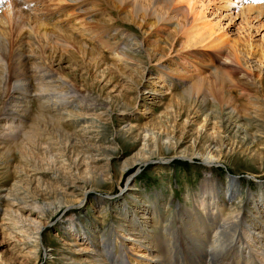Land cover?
Listing matches in <instances>:
<instances>
[{
	"label": "rangeland",
	"instance_id": "1",
	"mask_svg": "<svg viewBox=\"0 0 264 264\" xmlns=\"http://www.w3.org/2000/svg\"><path fill=\"white\" fill-rule=\"evenodd\" d=\"M203 2L207 10L199 12L198 20L212 33L222 35L226 43L222 51L177 52L176 47L169 53L164 41L171 27L147 32L143 25L129 21V9H110L102 0L30 3L22 7L27 14H21V6L16 7L14 0H0V32L7 33L9 46L30 35L37 43L34 52L41 56L38 63L47 64V50L55 47L56 57L49 64L54 76L64 77L81 99L94 105L90 109L75 106L70 109L74 117L63 112L67 121L60 127L74 134L80 146L69 144L64 133L51 132L52 127H41L39 137L30 140L23 154L15 147L17 141L0 146V264H100L94 261L95 254L107 242L111 247V239L122 244L128 264H161L155 258L157 250L150 253L138 244V220L141 225L147 223L150 231L159 228L153 215L159 203L163 219L175 220L177 229L187 224L198 228L185 210L195 209L202 216L208 213L195 195L211 180L218 181L222 192L230 179L239 181L232 202L221 214L215 212L221 221L246 214L248 223H264L251 197L264 194V57L259 60L261 70L257 57L264 55V19L259 24L254 20L258 29L249 38L239 11L220 0ZM107 15L114 18L116 28L143 40L155 58L169 55L159 65L121 55L122 33L109 28ZM40 25L48 28V36ZM82 31L92 37L88 39ZM81 41L87 44L85 53L79 49ZM231 47L241 51L240 59L231 53ZM169 67L182 72L175 75ZM255 75L262 76V89L255 87ZM190 77L215 84L216 104L229 103L230 111L234 109L250 122L255 144L248 147L233 139L221 119L204 122L196 109L180 110L183 103L173 99L179 92L175 83ZM32 105L35 112L37 105ZM180 137L184 144L177 150L165 149L160 155L146 157L145 163H134L144 153L148 156L155 142L170 144V139L174 143ZM3 139L0 136V142ZM215 145L222 149L221 161L209 165L201 154ZM184 149H189V157L194 155L193 160L181 154ZM85 156L94 157L93 162L83 161ZM7 195L12 202L19 196L28 205L18 200L12 207ZM221 196L230 201V195ZM60 199L67 203L49 220L37 210L34 214L29 210L33 203L57 206ZM257 231L252 228L253 234ZM208 235L212 238L214 232L208 230ZM164 258L162 264L167 263Z\"/></svg>",
	"mask_w": 264,
	"mask_h": 264
},
{
	"label": "bare ground",
	"instance_id": "2",
	"mask_svg": "<svg viewBox=\"0 0 264 264\" xmlns=\"http://www.w3.org/2000/svg\"><path fill=\"white\" fill-rule=\"evenodd\" d=\"M14 1L17 3L16 7L21 6V14H27L22 7L30 3L38 5L47 2H57L58 5H67L76 4L82 0ZM102 1L105 3L104 5L110 9H114L116 6L129 9V21L133 24L143 25L147 32H153L154 30L163 32L165 28L171 27L172 31L164 41L166 47L169 48H166L169 53L174 52L176 47H179L177 52H185L186 50L199 48L222 51L226 46V43L222 40L223 37L221 34L212 33L211 29H207L204 24L201 23L202 21L198 20L201 13H206L207 10L205 9L203 0ZM220 1L225 3L227 8H235L239 11L238 15H240L242 21L245 22L248 28V37L250 38L251 32L258 29V25L254 23V20H258L256 23L258 22L259 24L260 21L264 19V0ZM79 8L82 9L83 7ZM113 20L114 18L107 15L105 22L109 23L110 29L122 33L123 44H120L121 55H132L133 58L139 59V62H145L146 59L148 64L155 63L156 65L161 64L169 55L168 53L166 56H161L159 59L155 58L153 56L154 54L152 55L149 53V48L146 47L147 45L145 44V46H143V40H135L129 33L119 30L115 27V24L112 23ZM40 26L43 27L44 34L48 36V28L43 25ZM217 26L222 25L218 23ZM261 26L264 27V25ZM220 28L222 29L223 26ZM82 33L85 32L82 31ZM89 33H85L88 39L92 37ZM46 36L45 38H48ZM70 36L73 37L72 35ZM181 40L185 41L181 42ZM81 42L82 47L79 45V49L85 53L87 52V44L83 43V41ZM36 45L37 43L35 40L29 35L28 39L21 38L9 46L7 33L5 31L0 32V136L4 138V141L0 142V146L10 141H17V143L15 142V147L22 152L21 154H23L24 149L27 150L29 142L31 143V139H35L36 141V138L39 137L38 135H40L39 130L41 127L47 130L52 127L51 132L57 134L64 133L68 137L69 144L73 146L79 145L80 141L75 138V135L62 129L60 123L67 121L63 118L65 115L67 117H74L70 109L75 108V106H83L88 109L94 106L93 104H89L90 102H87V100L81 99V96L75 91L74 87L64 81V77H59V74L54 76L55 74L49 66L52 65L51 61L56 57L57 49L52 47L47 50L46 61H49L50 65L45 62L38 63V61L41 60V56H37L34 52V46ZM247 48L250 50L251 46ZM231 50L235 58L237 60L240 59V55L242 56L241 51L233 47H231ZM257 57L259 61L264 55L261 53L258 54ZM247 58L248 60L252 59V57ZM258 63V70H261L260 67H262V64L260 61ZM169 72L178 75L182 71H180V69L174 70L169 67ZM254 80L255 87L258 85L262 89V76L255 75ZM175 85L179 89V92L173 95V99L175 103L179 102L180 105L182 103V105H184L180 110H188L190 108H193V110L196 109L201 116L204 117V122L221 119L226 132H228L233 139H240V142L246 144L248 147L255 144L256 135L251 131L252 126L250 122H245L243 117L239 114H235L236 111L234 109L231 108L230 111L228 107L229 103L223 106L216 104L217 101L214 94L215 84L213 82L190 77L180 80V82L175 83ZM261 91L263 92V90ZM210 100L212 102H210ZM32 104L37 105L35 112L31 111ZM31 115L34 117L33 119H30L32 117ZM28 122H31V125L25 127L24 125ZM6 130H8L7 132L9 133H6ZM147 137H149V135ZM143 138L146 139V136ZM182 138L183 137H180L178 141L174 143L170 139V144L162 142V144L160 142L158 144L155 142V145L148 153L149 155L146 156L147 154L144 153L143 159L137 160L134 163H145L147 161L145 160L146 157V159H149L151 156L160 155L165 149L177 150L184 144ZM144 147L143 145V148ZM194 148L193 145L192 149L194 150ZM210 148L211 145L209 146V149ZM188 150L189 149H184L181 151V154L193 160L192 158L194 155L191 154L189 157ZM222 154L221 147L215 145L210 152L201 154V157L205 163H211L209 165H212L218 164L219 161H221L220 157H222ZM86 156L83 161L86 160L88 163L93 162L94 157L86 158ZM205 186L206 188L198 191L195 196L200 203L199 206L202 209L205 208L208 213L202 216L200 212L195 209H193V211L185 210L188 211V215L186 213L188 220L196 222L199 226L198 228H193L187 224L185 225L186 227L183 226L177 229L175 227V220L169 222L163 219L159 210V203H156L153 215L158 220L157 223L159 228L154 226V229L150 231L145 227L148 225L147 223H142L141 225L138 220V237L140 238L138 244L150 253H152L153 250H157L155 251L157 252L155 258H157V261L161 264L163 263L161 260L164 261L165 259L164 257L167 259L166 264H264V234H262V232L264 233V223H253L252 221L248 223L250 217L246 214L242 217L236 216L230 218L225 223L215 215V212L220 214L224 212V207H227L238 194L239 181L230 179L224 192H222V187H219L217 180L207 181ZM220 191L225 195H230V201H226L225 198L221 196ZM10 192L11 191H9V194L12 193ZM251 197L254 208L264 217V211L260 210V208H264V194H260L257 198L255 196L253 197V195ZM6 198L7 202L12 207H14L15 203H19L18 200L23 202V199L19 196L16 197V201L14 202L8 200L10 195H7ZM65 203L67 202L64 199H60L57 206L46 203L42 206H38L37 203H33L30 205L31 209L29 210L34 214L35 209L42 218L47 217L49 220L61 211ZM23 204L28 205V202H23ZM53 206H55V210H50ZM26 207L23 208V210H25ZM48 210H50V214L47 213ZM12 213L16 214L17 211ZM248 224L250 227L255 225L252 228H256L258 230L257 233L253 234L252 228L249 229ZM208 230L214 232L212 238H209ZM186 235H188L189 238L186 239ZM193 239H197V242L195 243ZM110 243L111 247H109V242H107V244L102 245L100 249L97 248L98 252L96 253H98V255L95 254L94 261L100 264H128L127 256L122 253V244L112 239ZM152 243L154 245H152ZM206 243L210 244L207 250L205 249ZM94 251L95 250H92V253H94ZM107 259L110 261L107 262Z\"/></svg>",
	"mask_w": 264,
	"mask_h": 264
}]
</instances>
